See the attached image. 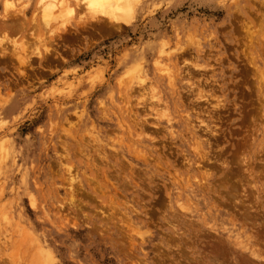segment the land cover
Instances as JSON below:
<instances>
[{
    "label": "rangeland",
    "instance_id": "rangeland-1",
    "mask_svg": "<svg viewBox=\"0 0 264 264\" xmlns=\"http://www.w3.org/2000/svg\"><path fill=\"white\" fill-rule=\"evenodd\" d=\"M61 1L0 0V264H264V0Z\"/></svg>",
    "mask_w": 264,
    "mask_h": 264
},
{
    "label": "bare ground",
    "instance_id": "bare-ground-1",
    "mask_svg": "<svg viewBox=\"0 0 264 264\" xmlns=\"http://www.w3.org/2000/svg\"><path fill=\"white\" fill-rule=\"evenodd\" d=\"M41 1H43V0H41ZM63 1H66V0H62L60 3H62ZM87 2L86 4L87 5H89L91 2H92V0H84V2ZM49 2V1H48ZM67 2V1H66ZM128 2H129V0H97V3H98V8L99 7H101V10H102V8H106V7H108V8H110V10H109V12H110V14H107L106 12L108 11H106V12H104V14L105 15H107L108 17H109V19H110V21H112L111 23H116L117 25L118 24H120V23H125L126 21H127V18H126V16H127V13H128V9H127V4H128ZM131 2V1H130ZM43 3V2H42ZM54 2H49V4L48 5H46L47 6V8L50 10V7H55V5L53 4ZM41 4V3H40ZM44 4H47V3H43V7H44ZM60 6H61V4H59ZM46 8V9H47ZM53 9V8H52ZM44 11V10H43ZM51 11V10H50ZM50 11H48V12H50ZM104 11V10H103ZM47 12V11H46ZM44 13V12H43ZM45 15H46V13H44ZM50 14H52V13H50ZM16 15V14H15ZM42 15V14H41ZM45 15H43V16H45ZM48 16H49V13L47 14ZM51 16V15H50ZM15 18H17V17H15ZM48 18H50V17H48ZM52 18V17H51ZM51 18L49 19V20H51ZM54 18V17H53ZM1 19V18H0ZM3 20V19H2ZM18 20V19H17ZM22 20V19H21ZM20 20V21H21ZM19 21V22H20ZM34 21V20H33ZM48 21V20H47ZM18 22V23H19ZM11 24H9V23H2V24H0V29L2 30L0 33H2L3 32V30L4 31H8V29L9 30H20V26L22 25L21 23L20 24H18V23H13V22H10ZM104 25V24H103ZM111 25V24H110ZM105 26V25H104ZM108 29V28H107ZM9 32V31H8ZM16 32V31H15ZM3 38L4 37H7L6 36V32H3ZM9 34V33H8ZM13 34V33H12ZM12 36V35H11ZM2 39V38H1ZM2 44V43H1ZM24 44V43H23ZM11 45V44H10ZM25 50V49H24ZM47 50H45V52H46ZM47 52H49V51H47ZM40 56V55H39ZM24 57H22V58H20V61L22 62V63H27V62H25L24 61V59H26V58H24ZM44 58V57H43ZM28 60V59H27ZM26 60V61H27ZM20 62V63H21ZM21 65V64H20ZM260 74V73H259ZM186 98V97H185ZM202 108V107H201ZM191 109V108H190ZM200 123V122H199ZM202 123V122H201ZM200 127V126H199ZM148 129V128H147ZM152 131V130H151ZM152 133V132H151ZM238 157V156H237ZM235 158V157H234ZM153 160V159H152ZM123 163V162H122ZM125 164V163H124ZM158 165V164H157ZM238 165V164H237ZM239 166V165H238ZM126 167V166H125ZM209 167V166H208ZM249 167V166H248ZM200 168V167H199ZM236 168H237V166H236ZM230 180V179H229ZM235 180V179H234ZM248 180V179H247ZM236 181V180H235ZM143 183V182H142ZM231 185H233V184H231ZM232 189V188H231ZM252 190V189H251ZM241 191V190H240ZM250 191V190H249ZM229 195H230V193H229ZM235 197V196H234ZM239 197V196H238ZM232 198V197H231ZM234 200V199H233ZM249 200V199H248ZM218 202V201H217ZM225 202V201H224ZM246 202V201H245ZM230 203V202H229ZM240 204V203H239ZM262 205V204H261ZM227 207V206H226ZM245 207V206H244ZM229 208V207H228ZM253 208V207H252ZM244 211V210H243ZM246 212V211H245ZM247 214V213H246ZM252 214V213H251ZM249 215V214H248ZM242 216V215H241ZM244 216V215H243ZM253 218V217H252ZM247 219V218H246ZM241 220V219H240ZM247 222V221H246ZM249 222V221H248ZM262 225H264V224H262ZM252 227V226H251ZM257 235V234H256ZM252 239H253V242L252 243H254V241H255V243H256V245H260L261 243H262V246L259 248H247L245 251H247V252H249V257L250 258H252V259H258L259 261H261V262H263L264 263V239H258L257 238V236H253V237H251ZM209 241V240H208ZM251 242V241H250ZM215 244V243H214ZM221 245V244H220ZM250 246V245H249ZM251 247H252V245H251ZM211 248V247H210ZM216 248V247H215ZM221 249V248H220ZM219 250V249H218ZM219 252H221L220 250H219ZM216 253V252H215ZM238 256H240V255H238ZM215 257V256H214ZM235 257V256H234ZM241 258V259H240ZM240 258L239 259H236L237 261L235 262V264H256V262L254 263V261H251V259L250 260H246V259H242V257L240 256ZM218 259V258H217ZM220 259V258H219ZM218 259V260H219ZM2 260V259H1ZM226 260V259H225ZM217 261V260H216ZM215 262V261H214ZM2 263V262H1ZM231 263V262H230ZM232 263H233V261H232ZM231 263V264H232ZM219 264H221V263H219ZM257 264H259V263H257Z\"/></svg>",
    "mask_w": 264,
    "mask_h": 264
},
{
    "label": "snow or ice",
    "instance_id": "snow-or-ice-1",
    "mask_svg": "<svg viewBox=\"0 0 264 264\" xmlns=\"http://www.w3.org/2000/svg\"><path fill=\"white\" fill-rule=\"evenodd\" d=\"M98 6L97 0H92V2L89 4L90 8H96Z\"/></svg>",
    "mask_w": 264,
    "mask_h": 264
}]
</instances>
